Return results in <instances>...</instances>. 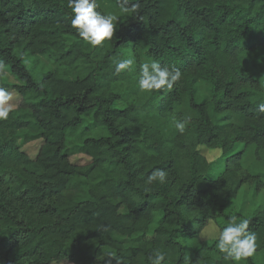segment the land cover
I'll use <instances>...</instances> for the list:
<instances>
[{
    "label": "trees",
    "instance_id": "16d2710c",
    "mask_svg": "<svg viewBox=\"0 0 264 264\" xmlns=\"http://www.w3.org/2000/svg\"><path fill=\"white\" fill-rule=\"evenodd\" d=\"M97 4L117 20L112 38L91 46L68 0H0V89L21 96L0 120V264H115L109 254L150 264L156 251L163 264H233L203 238L231 216L250 220L263 250L264 209L245 214L235 202L246 185L264 190V0ZM38 57L53 67L36 74ZM128 58L132 70L116 75ZM151 60L181 71L171 91H139ZM5 68L22 84L6 83ZM128 83L131 100L117 91ZM21 138L42 140L34 158ZM201 146L221 150L219 173ZM76 153L90 162H73ZM157 168L166 182L145 193Z\"/></svg>",
    "mask_w": 264,
    "mask_h": 264
},
{
    "label": "clouds",
    "instance_id": "9594fccd",
    "mask_svg": "<svg viewBox=\"0 0 264 264\" xmlns=\"http://www.w3.org/2000/svg\"><path fill=\"white\" fill-rule=\"evenodd\" d=\"M122 6L128 4V0H118ZM68 7L72 11L71 26L76 30L81 39L91 46H99L104 41L112 38L115 32V21L117 17L113 14H104L97 11V0H68ZM135 9L136 5L132 6ZM133 60L118 59L115 61V74L119 75L131 71ZM181 71L175 67H168L156 60L144 62L140 65L138 75V88L141 92H159L161 90L171 91L177 81L181 78ZM11 99L10 93L0 89V120L7 119L13 110L8 104ZM258 115H264V102L256 107ZM192 117L185 115L183 119L175 123L176 130L183 134L186 126L191 123ZM167 172L162 168L151 171L145 180L143 191L150 193V186L156 182L165 183ZM250 220L231 216L229 222L215 234V247L224 254V259L231 260L233 264H242L249 257H252L257 249V237L254 232L249 231ZM115 258V264H126V261L119 256L109 254ZM165 254L160 251L149 256L150 264H163ZM107 264H112L109 260Z\"/></svg>",
    "mask_w": 264,
    "mask_h": 264
},
{
    "label": "rangeland",
    "instance_id": "374dc122",
    "mask_svg": "<svg viewBox=\"0 0 264 264\" xmlns=\"http://www.w3.org/2000/svg\"><path fill=\"white\" fill-rule=\"evenodd\" d=\"M30 66L34 69L36 74H40L49 68L53 67L52 62L43 57L38 58H31L29 60ZM3 79L6 83L9 84H22V82L12 74L9 68L4 69ZM134 85L132 83L128 84H121L118 85V92L126 97L130 96V100L132 99V90ZM7 93H10L11 99L8 101V104L14 109L16 108L21 102V96L18 92L10 88L8 89ZM126 106V103L121 100L116 103V107L123 108ZM42 144V140H35L28 142L25 139H19V145L21 150L26 152L32 158L36 156L38 150ZM201 152L210 160L216 163L215 169L216 173H219L222 170L219 160L222 157V153L220 149H209L205 146L200 147ZM71 160L77 164H87L90 162V158L83 153H76L72 155ZM236 209L242 208L245 214L250 213L254 208L264 209V190H259L257 193H254L253 188L249 185H246L243 190L241 191L238 199L235 202ZM219 230V227L212 221L210 225L204 230L203 238L204 239H215V234ZM256 264H264V249L252 256ZM53 264H73L68 261H62Z\"/></svg>",
    "mask_w": 264,
    "mask_h": 264
}]
</instances>
